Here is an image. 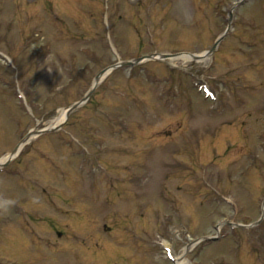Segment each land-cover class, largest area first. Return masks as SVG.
<instances>
[{
	"label": "rangeland",
	"instance_id": "374dc122",
	"mask_svg": "<svg viewBox=\"0 0 264 264\" xmlns=\"http://www.w3.org/2000/svg\"><path fill=\"white\" fill-rule=\"evenodd\" d=\"M64 1L70 7L57 0L56 10L61 17L69 15L70 24L68 21L59 22V18L54 19V23L47 19V26L42 28L44 31L41 30L42 32L38 35L35 33L29 38L21 53L23 54L20 59V64L23 65L20 75L23 81L21 86L28 96L34 115L29 114L23 102L16 97L13 68L9 66L4 70L5 74L9 72V94L7 103H3L6 96H0V155L11 148L13 140L9 141V139H12L13 133L16 134L17 130H23V135L31 128H41L48 124L58 108L71 104L86 92L95 72L101 67L117 61L118 57L113 54L109 46L111 39L108 34L109 25L107 27L103 23L99 34L102 11L95 9L92 11L93 4L102 9L104 4L111 5L110 10L114 17L113 22L108 19L110 25H113L111 36L118 42L121 58L131 59L155 50L174 53L182 50L200 52L210 48L215 38L226 27V22L221 19V13L226 12L221 11L216 16V5L222 4L223 6L230 0H195V3L194 0H184L188 8L186 14L180 11L179 0H130L133 1L132 4L136 3L135 5L130 4L128 0H92L93 4H90L88 0ZM263 1L261 0L262 3ZM31 2L32 0H0V48L9 53L13 60L16 59V56L8 51L9 47H14L12 50L15 54L18 53L15 47L23 48L24 43L19 34H23L26 30V27L23 26H27V22L30 21L27 16L35 15L40 8L41 0H34V4L29 8ZM46 3L51 6L53 4L49 0H46ZM193 3L195 15L201 22L193 17ZM253 3L258 4V0H254ZM143 6L144 8H142ZM147 6L149 8H146ZM41 8L37 15H39V19L43 18L44 20L48 10L46 5H41ZM172 8L178 12L177 15L172 14ZM253 10L249 4L238 9V11H246L255 15L259 21L264 20L263 6H257L256 10ZM21 17L23 19L20 23ZM38 22L41 24L40 21ZM145 22L150 25V34L154 35L153 39H150L149 30L147 34L144 32ZM9 23L11 24L9 25ZM33 25L40 27L36 25V22H33L27 26V30L31 29ZM94 25L98 27L95 28L98 32L94 30ZM238 25L240 24L237 21L236 35L230 38L226 36L220 49L210 59L202 62L166 61L173 70L183 73L194 70L202 77L210 79L211 86L219 94L220 105L231 104L232 106L233 99L243 97L241 89L238 88L243 89L246 85L242 83L245 82L243 77L246 76L254 82L264 83V67L256 69L253 66V63H260L262 59L264 62V45L258 46L257 50V48L251 49L250 41L245 44L239 41L233 42V39L238 37ZM83 27L88 30V34ZM69 30L70 33H68ZM249 31L242 30L241 33L248 34ZM35 32H38L37 28ZM74 32H84V38H87L83 40L81 37L83 41L76 43L72 41V44L75 43L73 48L75 52L72 53L70 60V36ZM262 33L261 30L256 29V34L261 35ZM82 43L85 44L84 49L80 50L78 47ZM233 50L235 52L231 54ZM249 52L252 53L248 54ZM34 56H42V61L37 59L36 71L33 66ZM66 57L67 59H65ZM39 62L40 64H38ZM160 65L162 64L158 61H147L138 64L132 70L124 67L116 78L118 89L120 86L128 89L127 91L120 90L122 91L121 95L119 92L114 93L117 91L114 85L115 77L118 74L116 70L96 90L97 95H101V100L98 98L101 107L109 110L119 100H125L122 102L124 104L127 103L126 100L131 97V94L134 93L135 97L124 107L110 111L100 109L97 99H91L70 116V128L66 125L60 132L61 136H66L69 139L70 135L73 137L70 161L62 162L56 159L58 155L50 153L42 161V164H46L47 167L46 176L36 179V176L32 174H22L18 178H10L12 185L9 186V190H6V187L5 189L0 188V196L17 200L16 206L8 214L10 222L15 226H0V264H106L105 260L112 264L122 261V258L129 259L128 264H172L165 258L161 246L157 245L158 247H156L152 239L157 238V235L160 234L162 243L170 244L179 254L188 242L185 234L189 231L182 228L183 226H179L177 222L175 227L170 229L169 222L165 218V223H163L165 226H158V224H162L161 219L158 220V224L153 223L157 217L156 210L153 211V209H160L163 206L164 208L161 209L163 213L160 211L163 217L170 210L168 204L165 206L158 204L157 201H154L153 196L158 182H160L158 179L164 174L166 166L181 163L185 157H188L194 165H200L201 158L204 163L211 159L212 164H208L207 170L212 172V175L201 176L198 171L203 167L202 165L198 166L199 169H194L198 173L196 174L189 163H184L181 169H177L175 174H180L179 176L172 175V167L169 170V181L166 184V189L162 188V195L168 196L167 203L180 206L181 215L174 214L177 218L185 216L179 220L180 224L184 219L187 220L190 217L187 220L189 229L191 227L194 229L198 221V228L206 226L198 233L199 235H213L216 233L213 228L214 224L222 220L232 219L242 222V219L245 218L244 222H252L257 218L259 209L257 203L250 216H244L254 207V198L262 196L264 192V176L260 173L262 168L264 172V157H261L262 163L258 162L256 166L249 167L250 165L246 164L250 162V153L244 155L249 148L252 147L253 150L256 148L254 141L258 133L256 132L254 136L253 121L250 122L251 128L240 126L237 133L233 126L236 119H232L230 118L232 116L228 115L225 119L230 118L226 122H229L231 127L224 131L225 125H218V118H215V114H219L222 107L216 105L214 101L205 100L199 96L194 88L193 78L178 76L177 71H168L170 76L175 75L177 81V85L170 90L168 87L163 90L161 86L160 90L155 92L152 82H146L138 83L131 92V87L133 88L135 83L145 82L150 79L151 74L159 78L156 84L172 82L171 78L163 80ZM240 67L250 69L251 72L247 70V73H243ZM232 70L237 75L234 83L228 77ZM3 77L0 74V83ZM168 80L169 82H167ZM229 82L231 86H229ZM232 89L234 92L231 93ZM168 91H173V98H168ZM140 92L147 93L148 102L142 104L138 102V96L140 102L146 99ZM110 93L114 94L105 98L104 94L109 95ZM262 93L264 94V91ZM260 96L257 95L258 98ZM253 97H255L254 90L246 87L244 98L251 100ZM254 103L252 101L251 104ZM246 111L247 108L243 114L234 115L243 119L247 116ZM124 114L132 116L133 123L140 120L141 125L146 124V126H143L144 129H139L137 124V128H130L131 130L128 132L123 126L122 116ZM148 120L154 122L153 127L149 129L147 127ZM257 125L260 130L263 129L264 117L259 119ZM77 128L84 129L86 133L79 134ZM163 129L166 131L172 129V133L165 136L159 133L157 136V132H161ZM150 130L154 134L152 137L148 136ZM144 131L147 133H143ZM223 131L227 135L222 134ZM49 136L53 135L47 133L41 139ZM49 141L53 142L52 140H42L39 145L41 144V147L45 148L51 147ZM257 141L260 153L263 154L264 134ZM35 145L36 142H33L30 147L35 148ZM80 145L87 150L88 160L92 165L83 167L81 159L77 158L81 149ZM34 154L35 152L32 150L28 156ZM61 158H68L67 154L63 152ZM28 161L34 164L31 159ZM28 161L25 162L21 158L18 161V167H24ZM14 162L16 163V160ZM7 173L9 174V171ZM7 173L5 170L4 174H0V176L6 177ZM209 177L219 193L226 192L230 186L227 194H233L234 189L231 187L233 185L235 192L238 191L241 194L238 199H241L247 211L244 210L240 202L235 208H232L222 200L211 199V202L209 199L210 201H208L206 195L209 196V194H203L206 191L205 182L209 181ZM70 178L78 181V184L72 187L73 183L68 181L69 186H67L64 181ZM0 181H3L1 177ZM232 181L233 183H231ZM142 188L143 190L139 194ZM213 189L210 194L220 197ZM156 195L159 196L157 192ZM33 196L39 197V201L34 203L31 199ZM57 196L65 197L64 202L55 203L51 200ZM106 196L110 198V202L105 206L102 200ZM200 200L206 201L212 213L205 214L204 210L208 213L210 209L205 205L198 209ZM249 200L252 205L248 203ZM60 203L83 216L87 224L82 218L74 216L70 220L74 226L71 223L68 224L73 231L61 230L64 235L69 237L63 236L58 239L54 233L55 226H47V223L56 225L65 223V218L58 213ZM29 204H34L36 208L33 211L38 215L44 213V217L48 221L47 223L40 222V231L44 236L39 234L36 228L38 216L27 218L26 215L19 213L20 210H26ZM107 211H112L116 216L123 212L118 216L120 219L108 215V226L111 225L108 233L104 226H93V220L96 217H101ZM192 211H194L197 221H192L194 219L191 218ZM1 216L0 222L3 223L5 220ZM211 221L212 223L209 225ZM133 222L137 226H133ZM102 223L103 221L99 225ZM121 226L125 227L121 238L117 241V246L123 249L126 247L135 248L137 236L127 227L132 226V228H136L142 238L136 251L129 252L125 249L114 248L111 240L119 233ZM261 226H264V223ZM57 227L68 230L65 225ZM260 230L263 229L255 228L249 231L235 229L234 234L230 236V227L224 225L221 228L222 238L217 243L207 246L198 245L188 255V258L196 264H232V262L234 264H264V240L261 239L264 234L260 233ZM89 235L96 236V245L92 244L88 248L82 249L81 247L87 246L89 243H86L89 241ZM149 236H151L150 242ZM46 237L51 240L53 246L66 251L51 249ZM260 240L262 241L260 242ZM150 255L154 257L153 261H150ZM104 258L106 259L104 260Z\"/></svg>",
	"mask_w": 264,
	"mask_h": 264
},
{
	"label": "bare ground",
	"instance_id": "6f19581e",
	"mask_svg": "<svg viewBox=\"0 0 264 264\" xmlns=\"http://www.w3.org/2000/svg\"><path fill=\"white\" fill-rule=\"evenodd\" d=\"M180 3H181V8H182V11L184 13H186L187 11V5L185 4L184 0H180ZM170 61L172 62H175L176 60L180 59V60H183V61H188L190 60V56L188 55H181V56H177V57H172V58H168ZM207 59V57L203 54V53H200V61H203ZM105 76V74L101 77V79ZM66 117H67V109L66 108H59L57 110V114L55 115V117L51 120V123L49 124V126H56V125H59L61 123H63L65 120H66ZM10 154L11 153H6L4 154L3 156L0 157V162H3L4 160H6L7 158L10 157ZM184 262V260L174 254V264H182Z\"/></svg>",
	"mask_w": 264,
	"mask_h": 264
},
{
	"label": "clouds",
	"instance_id": "9594fccd",
	"mask_svg": "<svg viewBox=\"0 0 264 264\" xmlns=\"http://www.w3.org/2000/svg\"><path fill=\"white\" fill-rule=\"evenodd\" d=\"M0 183H3V181H0ZM31 199L34 203L39 201V197L37 196H33ZM16 204V199L7 196H0V215L10 214Z\"/></svg>",
	"mask_w": 264,
	"mask_h": 264
}]
</instances>
